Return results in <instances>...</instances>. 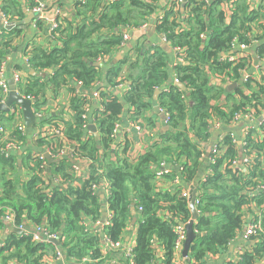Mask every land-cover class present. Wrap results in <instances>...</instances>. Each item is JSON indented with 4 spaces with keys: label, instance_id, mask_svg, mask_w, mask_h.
<instances>
[{
    "label": "trees",
    "instance_id": "trees-1",
    "mask_svg": "<svg viewBox=\"0 0 264 264\" xmlns=\"http://www.w3.org/2000/svg\"><path fill=\"white\" fill-rule=\"evenodd\" d=\"M12 3L14 0H7V5L4 4L8 12ZM182 3L178 5L177 0H112L103 5L101 0H85L82 4L78 3L80 13L85 14L89 10L98 12L96 19H85L76 27L69 26L62 44L50 51L40 46L24 50L26 55H30L31 67L42 72V75L29 74L25 84L19 85L20 94L34 98L35 111L42 109L46 89L57 97L63 87L77 90V80H82L85 87H94L96 80L102 83L103 89L100 90L94 113L100 106L103 107L101 115L97 117L102 134L100 143L106 149V154L104 162H99V142L93 137L80 138L82 132L79 128L86 120L80 116L77 98H73L77 110L74 118L77 129L73 123H68L65 132L70 139L79 141L73 155L92 159L90 176L80 187L73 184L75 176L69 171L72 164L67 159L50 166L53 175L50 178L48 172L41 174L44 172L43 160L25 150L19 165L18 156L13 150L7 154L5 141L0 142V225L5 211L12 209L16 224L35 226L33 230L26 229L20 235L12 234L6 243L0 245V264H11V260L16 264H48L45 257L55 256L57 248L63 252L66 264L75 261L81 264H91L92 261L106 264L114 255L103 256V237L113 241L123 238L132 219V205H135L139 222L137 243L133 248L135 263L148 264L153 261L156 248L152 241L156 237L165 250L167 262L171 264L177 238L174 226L187 224L192 212L189 199L181 189L175 193L157 189L156 165L161 160H180L184 165L186 183L195 182L203 163L200 148L205 147L209 140V120L213 111L230 120L235 111L244 107L254 105L258 109L259 105L264 106V79L252 90V95H247L240 87L230 90L226 85V81L241 78L248 68L249 58L231 61L228 55L225 56L233 48L234 41L248 44L253 40L252 25L264 18V0H260L258 7L252 5V0H210L208 3L204 0H186L184 12L181 11ZM173 5L178 8L173 9ZM156 12H161L162 16H157L155 29L165 33L172 46L186 49L187 62L173 65L160 44L154 46V51L140 44L136 47L139 51L137 59L128 53L121 61V64H129V73L121 76L120 64L118 67L112 66L104 76L101 67L95 63L104 60L106 55H112L119 47L123 26L139 29ZM17 31L18 27H15L12 32L0 34V58L7 57L13 51L12 33L16 34ZM262 53L264 46L261 47ZM48 70L52 72L47 73ZM174 73L184 87L170 81ZM222 73H227L222 83L213 82V77ZM119 77L130 81V87L121 94H114L111 88L118 86ZM249 83H245L247 87ZM158 90L156 104L170 113L167 123L170 130L159 133L161 143L150 146L140 157L133 159L127 155V142L124 156L118 158L117 162L109 160L117 156L111 146L115 142L113 135L116 124L121 122L123 114L128 115L131 122L141 120V125L155 127L154 117L149 112L154 113V98ZM234 92L242 97L239 103L215 104L223 97L230 102ZM18 106L13 105L15 108ZM3 118L14 121L11 113L6 115L0 112V123ZM187 118L191 119L188 128ZM191 133L197 141L191 139ZM11 136L21 140L22 146L26 145L27 134L16 128ZM227 137L230 145L225 154L223 157L217 155L216 162L207 164L212 169L211 173L196 184V208L200 216L194 225L196 236L189 250L196 259H202L209 252H218L236 236L237 229L242 225L239 211L243 204L256 197L264 201L263 194H254L256 186L264 184V138L255 142L248 135V145L263 151V159H256L252 169L244 171L229 166V160L238 157V148L236 143H231L230 135ZM37 144L49 147L51 152L55 150L54 140L40 138ZM20 167L33 171L23 185L18 174ZM58 176L64 180L53 184L52 180ZM103 178L108 180L110 186L107 198L109 214L100 230H90L82 224V217L91 215L96 219L103 218L102 203L93 189V184H98ZM139 206H142V210L138 209ZM219 215L222 216L220 221L217 220ZM258 220L264 229V213L262 219ZM36 226L57 233L60 244L33 240ZM256 253H264V239ZM253 259V253L245 252L238 261L230 264H253Z\"/></svg>",
    "mask_w": 264,
    "mask_h": 264
},
{
    "label": "crops",
    "instance_id": "crops-1",
    "mask_svg": "<svg viewBox=\"0 0 264 264\" xmlns=\"http://www.w3.org/2000/svg\"><path fill=\"white\" fill-rule=\"evenodd\" d=\"M78 1L79 0H14V3L10 4L11 7L9 8L10 10L8 12V10L4 7V4L5 6L7 5V0H0V10L4 11L8 15V17H2L0 14V31L4 30L5 26L11 19H13V21L15 22V26L18 27L17 33L12 34L14 37L12 40L13 51H11L5 58V64L2 75L5 77V79L12 78L13 71L15 69H25V49L40 46L50 51L54 47L62 44V38L66 34V31L69 26L76 27L77 24H81L85 19L89 21L98 17V12L96 13L92 10L87 11L85 14L80 13ZM111 1L112 0H101V3L105 5L110 3ZM252 1L253 6H257L260 3V0ZM39 2H42L46 5V12L48 16H60L61 29L59 33H53L50 31V25L48 21L41 22V24L39 25L37 24L36 14L33 11V7ZM181 11H185V7L183 5H181ZM160 13L161 12H156L152 14L148 19L149 21L147 26L133 31L131 33V38L129 42L125 47L119 46L113 52L112 55H106L104 60L102 59L101 61L95 63L96 65H99L101 67L103 75L112 66L118 67L121 64V61L124 56L128 53L132 58L137 59L139 51L136 50V47L140 44L143 45V48H149L151 49V51H154V46L156 44H160L166 50L169 55L170 62L174 65L175 53L173 47L170 44H167L163 40H161V34L157 32L153 24ZM252 26L254 27L253 40L248 44H242L237 42L228 53H225V56L234 55L236 57L243 56L249 58L250 62L247 68V74L250 77V83L248 87L242 81L243 78L239 79L238 81L235 80L233 82L226 81V85H228L229 88L231 84L237 83V87L243 89V91L247 95H252V90H254L257 85L264 79V53H262V55L260 54L261 47L264 46V18H262L259 22L257 21L253 23ZM122 32H127V28L123 26ZM129 71L130 69L128 63L121 64V76L124 77L127 73H129ZM51 72L52 70L47 71V73ZM174 77L175 73L172 74L170 81H175ZM213 82L219 84V82L216 80V76L213 77ZM77 86L78 92L80 94L79 96H77V98L80 99L82 95L85 94L90 97L92 102L90 110L81 109L80 106L78 108V110L80 111V115H84L86 120L82 127L79 128V131L82 132L80 138L89 139L90 137H93L95 140H97L99 142V162H104L106 149L100 143V137L102 134L100 131L99 124L97 120H95L97 114L94 113V107H96L97 105V99L93 97V91L95 90V87H85L84 85L79 86V84ZM235 88H230V90H233ZM123 89L125 88H120L117 86L111 88V91L114 94H121L122 92H125V90ZM159 91L160 90L156 92V96L154 98L155 104L156 97ZM42 99L45 101V103L42 109L37 111L39 117L42 118V121L36 123L32 127V129L28 128L26 145L22 146L18 150L13 151V153L18 156V160L21 159V155L24 153L25 150L30 151L32 155L33 153L47 152L53 157H55L54 154H52L47 147L38 145L37 141H39L40 138L45 139L46 141L51 140L50 133L52 132L51 130L53 129V126H61L63 128V134L62 136H60V142L64 146H67V150L63 155L55 158L57 159V161L61 159H67L71 162L72 165L70 166L69 171L75 176L73 184L75 186L80 187L82 183L87 180L90 176V164L92 162V159L83 155L74 156L73 151L75 149V146L79 144V141L75 139H70L67 133L65 132L68 123H73V127L77 129V124L74 123V118L77 113V110L73 105L72 90L67 86L63 87L60 90L58 96L54 97L52 91L50 89H46ZM241 100V95L234 92L232 99H230V102L227 100V97H223L222 99L217 100L215 104L217 106L228 105L229 103L237 104ZM262 100L264 101V97L262 98ZM125 108L127 109L128 106H125ZM149 115L154 117V128L158 133L170 130L169 124L164 122V117L160 113H157L154 110V113L149 112ZM1 121L2 124L6 127L7 131H10L12 128L14 129L15 123L13 121H9L5 118H3ZM262 121H264V106L262 107L259 105L258 109L255 108L254 119L252 120L244 119L243 121L232 126L231 128L228 127V123H224L225 126L223 125L215 130H212L211 128L210 137L207 141V145L205 147L201 146L202 148H200L202 151L201 161H203V163L197 173L195 182L186 183V177L180 170V167L177 165V161H167L166 166L170 170V173H168V176H164L163 178L157 181V189L162 192L170 193H175L178 189H181V191L183 192L188 191V195H190L193 186L196 187L197 182H199L200 180H204L208 176V174H210L211 169L207 166V152L209 151L210 147L214 146V144L219 141V138L222 135L227 134L230 130H233L238 138V161L241 162L242 159H244V156H246L245 149L243 148V133H245L248 128H252V137L255 139L257 137H261L259 133V123H261ZM90 124H94L97 127L96 132L88 128V125ZM190 124L191 119L187 118V128L190 126ZM227 128H229V130ZM95 134H97L98 136L96 137ZM190 137L192 140L197 141L192 133L190 134ZM127 142V155L133 159L140 157L149 148L148 137H146L145 131H137L134 125L131 123L130 119L128 118V115L123 114L117 132L115 133V142L111 146V148L117 152V156H115L114 158H110L109 160L112 161L113 159V161L117 162L118 158H122L124 156V147ZM22 149L23 151L20 153ZM226 149L227 147L221 144L218 150V154L220 157H223ZM46 164H48L47 161ZM32 173L33 171H31L28 167L19 168L18 174L22 185L30 179ZM49 177L53 178L51 169ZM63 180V177L58 176L56 180L54 179L52 181L53 184H56ZM254 191V194L256 195H264V188H256ZM95 194L99 198L100 203L105 202L107 206V198L110 195V188L106 179H101V181L97 184L95 188ZM239 213L243 219L242 225L240 228L237 229L236 236L221 250L215 253L209 252V254L203 256L202 259H196L190 251L188 255L185 256L183 254V251L180 252L174 250L173 257L171 259V264H230L238 261L240 259V256L245 252H250L254 254L253 264H264V253H256L257 247H259L263 242L264 229L263 232L258 236H247L245 234L247 224H249L253 220L262 219L264 213V201H260V197L252 198L250 202L242 205ZM102 219L103 218L96 219L91 215H84L82 217V224H84L87 229L98 231L101 229ZM134 219H136L135 223ZM217 220H222V216L219 215L217 217ZM133 224L134 228L132 229L131 227ZM138 226L139 222L137 214H132V219L124 233L123 238L121 239V247L111 246L104 240L103 237V240L101 242V251L103 256L108 257L110 255H114L109 259L106 264H136L135 261H133V257H129L128 252L136 246ZM25 227L28 230H33L35 228V226L33 227L28 224H26ZM16 229H18V227L16 226V223L12 218L7 219V217H3L2 224L0 225V245L6 243V241L12 234H18L16 233ZM155 240L157 242L156 256L153 261L148 264H169L167 262V257L165 256V250L162 244L157 240L156 237ZM10 262L11 264H16L14 260H11ZM47 262L48 264H60L59 262L64 263L63 260L58 259H48ZM71 264L81 263L75 261V263ZM91 264L102 263L92 261Z\"/></svg>",
    "mask_w": 264,
    "mask_h": 264
},
{
    "label": "built area",
    "instance_id": "built-area-1",
    "mask_svg": "<svg viewBox=\"0 0 264 264\" xmlns=\"http://www.w3.org/2000/svg\"><path fill=\"white\" fill-rule=\"evenodd\" d=\"M184 1H186V0H177V3L179 5V2H184ZM204 1L208 3L210 0H204ZM84 2H85V0H79L78 1V3H81V4L84 3ZM255 7H258V6H255ZM172 8L173 9H177L178 6L173 5ZM33 11L36 14V22H37L38 25L41 24V22L48 21L49 25H50V31L53 32V33H59V31L61 29V22H60V16L59 15H54L52 17L48 16L47 12H46V5L44 3H42V2H39L37 5H35L33 7ZM0 14H1L2 17H8V15L2 10H0ZM161 16H162V13H160L158 15L159 18H161ZM158 22H161V21H158ZM147 25H148V22H145V24L142 25L140 28H143V27H145ZM15 27H16L15 26V22L13 21V19H11L7 23V25L5 26L4 30L0 31V34H2L3 32H12ZM126 28H127V32H122V41L119 44V46H121V47H125L127 45V43L129 42V40L131 38V33L137 29V28L129 27V26L126 27ZM179 30H180V28H179ZM160 34H161V40H163L167 44H170V41L167 39L166 34L165 33H160ZM236 43H237V40L233 42V46L232 47H234V45ZM172 47H173L174 53H175L174 65L177 62L186 63L187 62L186 49L184 47H180V46H172ZM27 49L30 50L31 48H27ZM228 57H229V60H231V61H238L240 58H243V56L236 57L234 55H228ZM5 58L6 57L0 58V104L4 103L6 101V99L8 97V94H9V91H10L8 79H5V77L2 76L3 75V68H4V64H5ZM29 59H30V55H26L25 54V63H26L25 64L26 66L24 67L25 69H15L13 71L12 78L14 79V82L16 83V91H17V93H19V85L20 84L24 85L26 80H27V77H28L27 69L32 68L31 64L29 62ZM226 76H227V73H222V74L216 75V80L220 84V83H222V80L224 78H226ZM249 78L250 77L247 74V68H246L244 70V74L241 76L240 79H242V81L244 83H247L249 81ZM119 80H120V82L118 84V87L125 88L123 90H127L130 87L129 86L130 85V81H127V80H124V79L122 80L121 77H119ZM174 80L175 81H173V82H177V83L183 84V83L180 82V80L177 77H174ZM229 81L233 82L232 80H229ZM76 83H77V85L79 84V86L83 85V81L82 80H77ZM94 85H95L94 86L95 90L93 91V97L95 99H97V101H98L100 99V90L103 89V86H102V83L99 80L94 81ZM20 95H23V94H20ZM72 95H73V98H77V96L80 95L79 92H78V89L77 90H72ZM23 96L27 97L29 99H33L32 96H27V95H23ZM77 99H78V103L77 104L80 106L81 109L90 110V108L92 106V102H91V99H90L89 96L83 94L80 99L79 98H77ZM97 101H96V103H97ZM13 105L10 106V111L9 112H5V113H6V115H9V113H11V115L14 116V121H13L15 123L14 129L17 128L23 134H27L28 127L25 124L21 107L17 105L18 107L15 108V107H13ZM255 108H256V106L251 105V106L244 107L241 110H237V111L234 112V114H233V116L231 117L230 120H227V118L220 117L219 114L216 111H213L212 116H211V118L209 120V129L210 130H211V128H212V130L218 129V128H220L223 125L225 126L224 123H226V124L228 123V127L231 128L232 126L238 124L239 122L243 121L244 119L252 120V119H254ZM160 110L165 115L164 122L168 123L170 121V113H169V111L167 109H161V108H160ZM102 111H103V107L100 106L99 110L96 113L97 115H96V119L95 120H97V122H98V117L97 116H100ZM35 112H36V114L39 117V114L37 113V111H35ZM81 117L83 119H85L84 115H82ZM131 123L134 125V127H135V129L137 131H145L146 137H148V145H149V147L154 145V144L161 143L162 138L160 137L159 133L155 130V128H148L145 125H141V123H142L141 120H136L135 122H131ZM119 124H120L119 122L116 124L115 130H114V135H113L114 139H115V133L117 132ZM229 128H227V129L229 130ZM263 128H264V121L259 123V130H260L259 133H260L261 137H257L256 139L252 137V128H250V129L248 128L246 130V132L243 133V148L245 149L246 156H244V159H242L241 162L238 161V157L230 159L228 164H229V166L231 168H233L234 170H244V171H246L248 169H252V165L255 163L256 159H258V158L261 159V160L263 159V151H258L256 149L252 148L247 143L248 135H251L253 141H255V142L260 141L261 139H263L264 138V130H263ZM14 129L12 128L10 131H7L6 127L2 123H0V142L1 141L2 142L5 141V150L7 151V154L9 153L10 150H13V151L18 150L23 145V142L21 140H18L17 138L11 136L12 131ZM51 131L52 132L50 133V136H51V140L55 141V144H53L55 150H54V152H51L50 148L49 147H47V148L50 150L51 153L54 154L55 157H59V156L63 155L66 152V150H67V146H64L60 142V136H62V134H63V128L61 126H59V125H56V126H53V129ZM228 135H230L231 143H236V145H237L238 138H237L236 134L234 133V131L230 130L227 134L222 135L219 138V141H217L214 144V146L210 147V149H209L210 154L207 156L208 163L216 162L215 157L217 155L219 156L218 150H219L221 144L226 146V147H228L230 145V143L227 142V138H228L227 136ZM56 145H58V146H56ZM44 153L45 152H43V153H33V157L43 160L44 172L43 173L41 172V174H45L47 172V167H48V164H46L47 160H46V158L44 156ZM176 161L178 163L177 165L180 167V170L183 173V170H184L183 162L180 161V160H175L173 162H176ZM166 163H167L166 160H161L158 163V165H156L155 174H156L157 180L163 178L165 175L170 173V170L166 166ZM211 171H212V169H211ZM211 171H210V173H211ZM103 179H105V178H103ZM107 182H108V180H107ZM108 185H109V183H108ZM96 186H97V184H93L94 192H95ZM256 187L257 188H260V187L264 188V184H262V185L259 184ZM109 188H110V186H109ZM188 194H189L188 191L187 192L184 191V193H183V195L187 196V197L189 196ZM138 209L142 210V206H139ZM3 217H7V219L12 218L15 221V214L12 211V209L6 210L4 215H3ZM101 224H103V223H101ZM16 226L18 227V229H22L23 231L26 230V227L23 224H19V225L16 224ZM174 227H175V231L177 232V238H176V241H175L174 250L182 252L183 251V246H184V241H185V239L187 237L185 225L182 224V223H179V224H176ZM262 232H263V226L261 225L260 220H253L249 224H247L245 234L247 236H253V235H257L258 236ZM52 239H59V235L57 233L51 232L48 229H42L41 226H36V232L33 235V240H35V241H43V240L52 241ZM104 240L108 244L113 246V247H121V240L113 241V240H110L107 237H104ZM152 243H153V246L155 248H157V242L155 240H153ZM128 255H129L130 258L133 257V261H134L133 249H131L128 252ZM45 259L46 260H48V259H51V260L52 259H58V260H63L64 261V255H63V252L61 251V249L57 248L55 256L49 255V256H46ZM64 264H66V263L64 262Z\"/></svg>",
    "mask_w": 264,
    "mask_h": 264
},
{
    "label": "water",
    "instance_id": "water-1",
    "mask_svg": "<svg viewBox=\"0 0 264 264\" xmlns=\"http://www.w3.org/2000/svg\"><path fill=\"white\" fill-rule=\"evenodd\" d=\"M184 3H185V1L182 3L183 6H184ZM27 71L31 75H42V72L37 71L34 68H29V69H27ZM8 83H9L10 91H9V94H8L6 101L4 103L0 104V112H9L11 105H13V104L19 105L21 107L26 126L29 129H32V127L36 123H39L41 121V118L38 117V115L35 112V109L33 108L34 99H29V98L24 97L23 95H20L19 93H17L16 83L14 82L13 78L8 79ZM237 85H238L237 83H233L230 85V88L231 89L235 88V87H237ZM181 86L184 87L185 85L181 84ZM125 106H126V104H125ZM154 110L157 113H160L163 117H165L164 113L160 110L159 105L155 104ZM88 128L91 129L92 131H95V132L97 131V127L94 124L88 125ZM95 136L97 137L98 135L95 134ZM22 151H23V149L20 151V153ZM207 155H209V151L207 152ZM44 156L48 162L47 171L50 175V166L52 165V163L56 162L57 159L47 152L44 153ZM59 159H61V158H59ZM18 162H19V164H21V162H22L21 159H19ZM188 198H189V203H190V209L192 212V217H191L190 221L187 224H185V229H186V233H187V237L184 241V246H183V254L185 256L188 255L189 250H190V246H191L193 240L195 239L196 233L194 231V225H195L196 220L200 216L199 212L196 208V199H197L196 187L193 186L192 191H191ZM102 211H103V219L101 221H102V223H105L106 218L108 217V208H107L105 202H102ZM132 214L133 215L136 214L135 205H132ZM135 221H136V219H134V223H135ZM131 228L132 229L134 228V224L132 225ZM16 230H17L16 233H18V234H21L23 232L22 229H16ZM52 242L55 243L56 245L60 244L59 239H52Z\"/></svg>",
    "mask_w": 264,
    "mask_h": 264
}]
</instances>
